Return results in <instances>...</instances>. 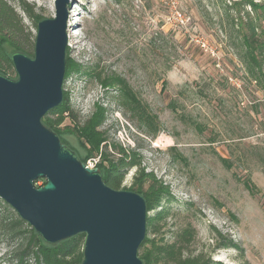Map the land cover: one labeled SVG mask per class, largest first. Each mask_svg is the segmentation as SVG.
Here are the masks:
<instances>
[{
	"label": "rangeland",
	"instance_id": "obj_1",
	"mask_svg": "<svg viewBox=\"0 0 264 264\" xmlns=\"http://www.w3.org/2000/svg\"><path fill=\"white\" fill-rule=\"evenodd\" d=\"M7 1L25 24L27 49L34 51L36 25L17 0ZM28 1L42 19L56 16V0ZM234 1L70 0L67 53L82 71L72 72L63 88L77 123L105 112L99 129L112 158L119 154L109 143L134 150L142 166L169 186L173 201L163 204L171 214L163 228L167 240L191 225L197 231L194 254L203 252L214 264H264V8ZM248 35L263 45L257 80L246 68ZM97 74L128 81L157 115L156 136L121 102L119 89L104 86ZM15 75L12 66L8 76ZM64 126L75 123L68 118ZM66 136L80 145L75 134ZM135 173L136 167L125 171L122 187L131 185ZM19 217L0 198V264H19L18 253L30 238L25 220L24 234L7 228ZM213 226L242 251L215 248ZM25 264H36L35 255L26 256Z\"/></svg>",
	"mask_w": 264,
	"mask_h": 264
},
{
	"label": "water",
	"instance_id": "obj_2",
	"mask_svg": "<svg viewBox=\"0 0 264 264\" xmlns=\"http://www.w3.org/2000/svg\"><path fill=\"white\" fill-rule=\"evenodd\" d=\"M69 1L38 23L34 56L12 55L17 78L0 74V198L47 243L85 233L82 264H144L145 198L109 186L43 122L64 98Z\"/></svg>",
	"mask_w": 264,
	"mask_h": 264
},
{
	"label": "trees",
	"instance_id": "obj_3",
	"mask_svg": "<svg viewBox=\"0 0 264 264\" xmlns=\"http://www.w3.org/2000/svg\"><path fill=\"white\" fill-rule=\"evenodd\" d=\"M23 11L33 20L38 29V23L43 20L40 13L28 0H17ZM250 4L252 7H262L264 4L255 0H235L234 4ZM255 34V26L251 27ZM25 24L21 16L7 0H0V74L8 76L12 66V55L22 52L34 56V51L27 49L29 43L25 37ZM253 34V35H254ZM25 40H23V39ZM246 48L244 51L246 68L248 74L259 78L258 72L261 70L257 58V52L263 45L248 36L245 37ZM81 65L73 62L67 53V68L65 80L72 72H81ZM84 72L91 74V71ZM104 86L117 87L120 91L121 102L132 112L137 113L143 120L148 131L156 136L160 130L157 115L151 112L147 103L145 105L138 98L128 81L117 74H97ZM17 78V73L15 75ZM173 109L177 107L174 101L170 105ZM75 123L74 128L62 126L67 119ZM77 115L74 114L68 100L67 92L64 91L63 102L51 109L43 118V122L54 129L62 142L76 151L77 156L82 162L88 158H98L96 166L100 168L105 182L115 189H128L141 194L147 203V212L156 210L153 215L147 213V232L145 239L139 247V256L144 264H214L210 257H206L203 252L194 254L190 245L197 237L196 229L188 225L174 231L173 240L166 239V231L163 228L167 218L171 215L168 208L163 207L164 203L173 201L172 193L168 185L157 178L154 172L147 171L142 166V156L140 153L129 150L116 143H109L118 158H112V152L108 150V139L99 126L104 122L105 112L100 109L89 117L83 124L77 123ZM66 134H75L80 140V145H74ZM86 150V154L82 150ZM130 167H136V173L129 187H122L125 171ZM45 179L41 178L36 183ZM159 208V209H158ZM22 218H18L12 223L7 224V228L14 234H24ZM30 225V224H29ZM31 235L24 248L18 253L19 264H25V257L33 254L36 264H82L84 253L85 233H80L74 237L66 239L58 244L47 243L31 227ZM212 232L216 238L215 248H236L242 251V247L230 237H225L219 229L212 227ZM149 234H152L150 237Z\"/></svg>",
	"mask_w": 264,
	"mask_h": 264
},
{
	"label": "built area",
	"instance_id": "obj_4",
	"mask_svg": "<svg viewBox=\"0 0 264 264\" xmlns=\"http://www.w3.org/2000/svg\"><path fill=\"white\" fill-rule=\"evenodd\" d=\"M94 160L97 162V159L94 158ZM87 165L91 167V165H89V164H87Z\"/></svg>",
	"mask_w": 264,
	"mask_h": 264
},
{
	"label": "flooded vegetation",
	"instance_id": "obj_5",
	"mask_svg": "<svg viewBox=\"0 0 264 264\" xmlns=\"http://www.w3.org/2000/svg\"><path fill=\"white\" fill-rule=\"evenodd\" d=\"M67 145V144H66ZM68 146V145H67ZM68 147H70V146H68ZM71 148V147H70ZM71 149H73V148H71ZM74 150V149H73ZM75 151V150H74ZM76 152V151H75Z\"/></svg>",
	"mask_w": 264,
	"mask_h": 264
}]
</instances>
